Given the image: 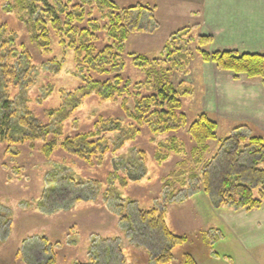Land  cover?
I'll return each mask as SVG.
<instances>
[{
    "label": "rangeland",
    "instance_id": "rangeland-1",
    "mask_svg": "<svg viewBox=\"0 0 264 264\" xmlns=\"http://www.w3.org/2000/svg\"><path fill=\"white\" fill-rule=\"evenodd\" d=\"M113 1L121 8L155 7L159 26L153 34L129 36L123 54L124 79L135 85L147 78V72L132 65L131 54L158 60L160 65L147 69L152 74L150 91L141 92L151 94L163 81L189 88L191 94L181 101L187 126L206 113L217 123L219 142L239 126L245 127L242 133L246 136L264 137L260 80L236 78L212 63H203L195 41H188L209 36L212 42L203 48L208 52L264 54V0ZM8 5L10 10L5 11ZM91 12L100 19L96 9ZM0 26L16 36V49L30 54L33 68L27 90L8 89L5 94L10 100L21 94L24 109L39 124L48 125L50 113L80 87L74 52L59 46L54 32L50 52L38 49L33 43L32 17L16 0H0ZM184 29L187 34L177 38L186 42L192 58L183 70L174 72L163 63L165 49L171 37ZM99 44L103 47L104 43ZM121 103V98L88 96L62 124L61 136L51 135L33 145L0 142V264H38L51 255L54 264H120L115 246L121 247V264H156L152 257L162 249L160 235L144 227L133 231L130 227L131 222L141 226L137 213L147 210L162 213L173 234L188 237L184 246L173 250L169 264H182L184 254H191L197 264H264V203L250 212L213 208L198 180H188L197 155L192 153L186 128L153 135L144 127L133 141L114 151L117 134H108L105 139L110 151L101 162L95 158L88 163L62 150L65 139L93 132L99 119L111 118L128 127ZM128 106L132 109V98H128ZM172 140L178 154L169 151ZM209 145L210 153L202 160L211 158L219 147L217 142ZM44 146L51 148L49 156L44 154ZM164 154L168 159L157 163L156 156ZM180 170L185 171L180 179L186 181L185 187L168 177ZM122 179L126 182L123 187ZM166 182L169 186L165 187ZM52 187L55 192L46 201ZM78 195L87 198L76 199ZM121 217L125 219L121 221ZM42 238L51 246H45ZM105 248L112 250L107 253ZM99 251L107 254L99 255Z\"/></svg>",
    "mask_w": 264,
    "mask_h": 264
},
{
    "label": "trees",
    "instance_id": "trees-1",
    "mask_svg": "<svg viewBox=\"0 0 264 264\" xmlns=\"http://www.w3.org/2000/svg\"><path fill=\"white\" fill-rule=\"evenodd\" d=\"M16 2L32 17L33 43L38 49L50 52V34L54 32L59 46L74 52L76 76L79 78L80 87L74 93L66 95L62 106L50 113V124H39L33 115L24 109L21 94L15 100H10L5 94L8 89H19L20 92L27 90L32 84L29 78L33 68L30 54L16 49V36L9 33L4 26H0V142L9 146L25 143L33 145L35 142H44L51 135L59 137L62 135V124L80 106L84 98H121V109L130 122L128 127L111 118L99 119L93 132L65 139L61 145L62 150L88 163L95 158L101 162L103 156L110 151L105 139L108 134H117V139L112 145L114 151L122 148L125 142L133 141L144 127L153 135L174 134L186 128L193 142L192 153L197 155L193 161L195 168L189 172L188 180H198L211 206L215 209L227 206L236 211L247 212L261 208L264 203V137L246 136L242 133L245 127L239 126L219 142L217 123L206 113L199 114L187 126V117L182 112L181 101L191 94L189 88L163 81L159 82L153 93L141 92L150 91L152 74L148 73L147 69L152 64L160 65L158 60L149 61L146 57L131 54L132 65L147 72V78L143 83L132 85L130 80L122 76L125 66L123 54L129 36L133 33L153 34L159 27L155 7L138 4L121 8L113 0ZM94 9L101 15L100 19L93 17L91 11ZM8 10L10 5L5 7V11ZM179 34L185 36L187 31L181 30L171 37L163 62L168 63L174 72L183 70L192 58L186 42L177 38ZM188 41H195L196 53L203 63H212L218 70L232 73L236 78L243 76L249 80L258 79L264 90V54L232 50L208 52L203 48L211 44L212 38L209 36L200 35ZM99 43H104L103 47H99ZM128 98L133 100L132 109L128 106ZM210 142H217L219 147L211 158L202 160L204 154L210 151ZM169 151L175 154L179 152L174 140ZM43 152L49 156L51 148L44 146ZM168 157V154L157 155L156 162L163 163ZM184 175L185 171L180 170L172 172L168 177L174 178L185 187L186 181L180 180ZM125 184L122 179L121 186ZM166 186H169L168 182L165 183ZM52 192H55L54 187L48 190L46 201ZM86 196L78 195L75 198L82 200L87 198ZM137 216L141 226H137L138 222H131V230L144 227L158 233L163 240V246L152 260L156 264H169L173 258V250L184 246L188 237L173 234L160 212L139 211ZM124 219L125 217H121L120 220ZM42 243L51 246L46 238H42ZM120 249L121 247L115 246L121 264ZM111 250L105 248L107 253ZM101 253L104 252L99 251V255ZM54 262V255H51L45 262L38 264ZM182 264L197 262L191 254H184Z\"/></svg>",
    "mask_w": 264,
    "mask_h": 264
}]
</instances>
